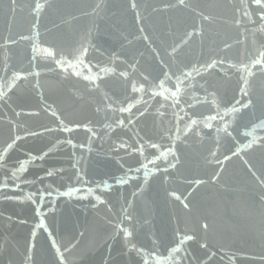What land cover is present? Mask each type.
<instances>
[{
	"label": "water",
	"instance_id": "water-1",
	"mask_svg": "<svg viewBox=\"0 0 264 264\" xmlns=\"http://www.w3.org/2000/svg\"><path fill=\"white\" fill-rule=\"evenodd\" d=\"M0 264H264V0H0Z\"/></svg>",
	"mask_w": 264,
	"mask_h": 264
}]
</instances>
